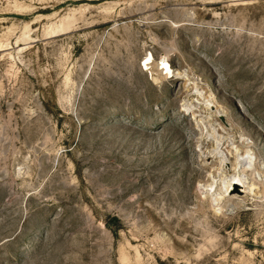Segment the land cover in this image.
<instances>
[{
	"label": "rangeland",
	"instance_id": "374dc122",
	"mask_svg": "<svg viewBox=\"0 0 264 264\" xmlns=\"http://www.w3.org/2000/svg\"><path fill=\"white\" fill-rule=\"evenodd\" d=\"M0 264H264V0H0Z\"/></svg>",
	"mask_w": 264,
	"mask_h": 264
},
{
	"label": "bare ground",
	"instance_id": "6f19581e",
	"mask_svg": "<svg viewBox=\"0 0 264 264\" xmlns=\"http://www.w3.org/2000/svg\"><path fill=\"white\" fill-rule=\"evenodd\" d=\"M40 1H45V0H40ZM14 7L15 10L17 11H23V8L19 3L14 5ZM151 60H152V55L148 54L143 61V65L146 66L148 63L151 62ZM161 66H162V70H165L166 73L169 72L170 67L167 62H162ZM253 159H254L253 152L250 149L246 148L242 152L236 150L233 166H232V173L227 175L223 172V170H221L220 172L212 176L211 180L204 186L205 193L209 196L211 202L217 209L221 205V200L223 199V197L231 189L233 182L235 181L245 182V180H247L246 173L244 172L245 170L242 169V167H251L253 163Z\"/></svg>",
	"mask_w": 264,
	"mask_h": 264
},
{
	"label": "water",
	"instance_id": "95a60500",
	"mask_svg": "<svg viewBox=\"0 0 264 264\" xmlns=\"http://www.w3.org/2000/svg\"><path fill=\"white\" fill-rule=\"evenodd\" d=\"M232 185H233L234 188L238 187V185L236 183H233Z\"/></svg>",
	"mask_w": 264,
	"mask_h": 264
}]
</instances>
